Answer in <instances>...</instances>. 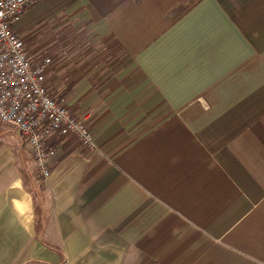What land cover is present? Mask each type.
Returning <instances> with one entry per match:
<instances>
[{"label": "crops", "instance_id": "obj_1", "mask_svg": "<svg viewBox=\"0 0 264 264\" xmlns=\"http://www.w3.org/2000/svg\"><path fill=\"white\" fill-rule=\"evenodd\" d=\"M40 24L96 148L52 136L44 178L0 124V264H264V0H41L30 54Z\"/></svg>", "mask_w": 264, "mask_h": 264}, {"label": "built area", "instance_id": "obj_2", "mask_svg": "<svg viewBox=\"0 0 264 264\" xmlns=\"http://www.w3.org/2000/svg\"><path fill=\"white\" fill-rule=\"evenodd\" d=\"M41 0H0V123L14 127L32 155L38 172L51 174L54 135L75 137L96 148L88 117L79 118L47 88L50 58L35 59L14 27Z\"/></svg>", "mask_w": 264, "mask_h": 264}, {"label": "rangeland", "instance_id": "obj_3", "mask_svg": "<svg viewBox=\"0 0 264 264\" xmlns=\"http://www.w3.org/2000/svg\"><path fill=\"white\" fill-rule=\"evenodd\" d=\"M41 28V24L39 26H35L34 30L31 32L32 33V38L28 43H33L35 46H32L31 49V54L35 55L34 53V47L37 48V52L36 55H41V56H46L47 54H51V48L47 46V43L45 41V39L41 38V34H39L38 29ZM60 31L62 32H67V31H72L74 33L78 32L79 29L78 27L76 28L75 31H73V27L68 29L67 25L65 26H61L60 27ZM59 31V32H60ZM78 44L82 43L83 41L80 40V38L77 40ZM28 44V45H30ZM30 51V50H29ZM1 124V123H0Z\"/></svg>", "mask_w": 264, "mask_h": 264}]
</instances>
